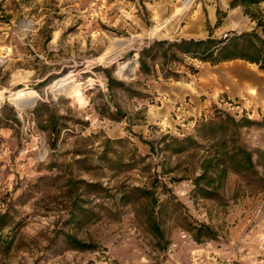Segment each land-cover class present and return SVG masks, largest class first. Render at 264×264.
Wrapping results in <instances>:
<instances>
[{"label":"rangeland","instance_id":"374dc122","mask_svg":"<svg viewBox=\"0 0 264 264\" xmlns=\"http://www.w3.org/2000/svg\"><path fill=\"white\" fill-rule=\"evenodd\" d=\"M228 1L0 0V264H264V189L246 188L228 173L218 197L195 196L188 177L198 172L202 148L173 155L148 145L193 134L219 111L259 121L264 68L180 55L166 65L156 61V73L144 75L136 63L154 39L252 29ZM109 68L133 94H108L101 69ZM159 68H174L177 79L162 78ZM36 100L54 101L72 119L54 148L32 120ZM115 106L123 112L118 120L106 114ZM240 135L264 152V128L243 127ZM260 159L256 169L264 175ZM153 173L169 189L157 195L159 241L134 205L115 201ZM80 180L99 182L111 195L94 198ZM186 221L208 225L213 238L194 241ZM65 233L91 248L73 249Z\"/></svg>","mask_w":264,"mask_h":264},{"label":"trees","instance_id":"16d2710c","mask_svg":"<svg viewBox=\"0 0 264 264\" xmlns=\"http://www.w3.org/2000/svg\"><path fill=\"white\" fill-rule=\"evenodd\" d=\"M264 0H229L228 8L239 6L242 13L254 23L250 30L239 32L229 31L224 36L216 38L211 34L210 28L204 38H181L177 40L154 39L147 45L141 47L137 52V70L139 73L147 75L156 73L154 65L156 61L160 64H168L170 61L178 60V56H187L209 64H216L233 59L244 60L248 63L257 65L258 68H264V10L259 4ZM217 17L214 25L220 22V16L223 12H216ZM221 14V15H219ZM162 78L177 79L178 73L174 68L158 69ZM106 81L108 94L111 90L120 89L129 91L128 87L122 81L111 76V69H101ZM44 81V79H43ZM100 95V93H99ZM109 96V95H108ZM54 101L36 100L30 112L36 128L45 135L49 148H54L56 139L62 129L72 119L63 113H58L54 108ZM6 106V104L2 105ZM107 117L112 120H118L123 112L118 106L113 111H106ZM12 120H16L12 117ZM257 125L264 128V114L259 121L252 120L246 116L235 118L233 115L219 111L213 117L197 123L193 134L181 138L164 135L154 145H149L150 151H155L156 146L169 154H180L189 149L202 148L203 154L197 161L198 172L196 175L188 177L192 185V193L201 198L214 199L218 197V191L224 184L228 173L238 175L242 185L246 188L253 187L264 189V175L257 171L258 163L264 152L259 149L249 147L243 142L240 130L243 127ZM201 140L203 143H200ZM120 143L122 139H105L104 143ZM144 159V156H138V161ZM141 162V161H140ZM111 169L112 163L108 165ZM160 172L165 173V169L160 167ZM170 171V170H169ZM158 174L153 173L144 185L125 186L119 191L116 202L122 204L134 205V212L142 218L145 230L156 239L163 240L162 231L159 227L157 216L161 212V205L158 202L159 193H167L169 189L166 185L157 179ZM169 181H174V177H169ZM85 190L92 197H109L107 188H104L99 182H84ZM159 188V189H158ZM170 195L167 196L169 198ZM78 208V207H77ZM184 230L188 232L194 241L201 238L211 239L213 233L208 225H192L186 221ZM65 240L71 244L73 249L91 248L89 244L78 241L74 236L65 233Z\"/></svg>","mask_w":264,"mask_h":264},{"label":"water","instance_id":"95a60500","mask_svg":"<svg viewBox=\"0 0 264 264\" xmlns=\"http://www.w3.org/2000/svg\"><path fill=\"white\" fill-rule=\"evenodd\" d=\"M14 103L19 105V104L22 103V101H21V100H19V101H14Z\"/></svg>","mask_w":264,"mask_h":264}]
</instances>
